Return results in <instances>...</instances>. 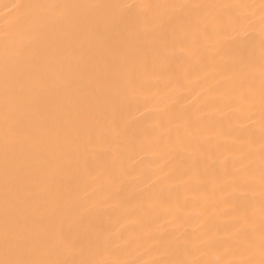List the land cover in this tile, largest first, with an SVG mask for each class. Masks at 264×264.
<instances>
[{"label": "bare ground", "instance_id": "1", "mask_svg": "<svg viewBox=\"0 0 264 264\" xmlns=\"http://www.w3.org/2000/svg\"><path fill=\"white\" fill-rule=\"evenodd\" d=\"M0 264H264V0H0Z\"/></svg>", "mask_w": 264, "mask_h": 264}]
</instances>
